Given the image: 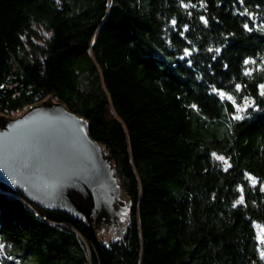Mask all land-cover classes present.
Listing matches in <instances>:
<instances>
[{"label":"trees","instance_id":"obj_1","mask_svg":"<svg viewBox=\"0 0 264 264\" xmlns=\"http://www.w3.org/2000/svg\"><path fill=\"white\" fill-rule=\"evenodd\" d=\"M261 85L264 0H0V116L85 119L131 209L106 241L0 184V264H264Z\"/></svg>","mask_w":264,"mask_h":264},{"label":"water","instance_id":"obj_2","mask_svg":"<svg viewBox=\"0 0 264 264\" xmlns=\"http://www.w3.org/2000/svg\"><path fill=\"white\" fill-rule=\"evenodd\" d=\"M0 184L92 229L106 224L100 234L107 241L131 216L112 159L91 137L89 123L57 102L0 116Z\"/></svg>","mask_w":264,"mask_h":264},{"label":"snow or ice","instance_id":"obj_3","mask_svg":"<svg viewBox=\"0 0 264 264\" xmlns=\"http://www.w3.org/2000/svg\"><path fill=\"white\" fill-rule=\"evenodd\" d=\"M246 63H247V61H246ZM253 63H254V62H253ZM237 87H239V86H237ZM261 88L264 89V85H261ZM220 95L223 97L225 94H224V93H220ZM261 95H264V91L261 92ZM228 99L231 100L232 97L229 96ZM238 110H239V111H243L244 109H243V108H239V106H238ZM235 119L240 120V119H243V117L237 115V116L235 117ZM213 155L216 156L215 153H213ZM216 158H217L218 160L225 161V158H224L223 156H216ZM225 163L227 164V161H225ZM227 167H231V165H227ZM227 167L225 168V170H227ZM249 179L251 180V182H252L254 185L257 183V180H256L255 177L249 176ZM241 191H242V190H241ZM243 202H244V197H243V195H241L240 200L237 201V203L239 204V203H243ZM0 248H3V245H2V244H0ZM262 255H264V253H262Z\"/></svg>","mask_w":264,"mask_h":264},{"label":"rangeland","instance_id":"obj_4","mask_svg":"<svg viewBox=\"0 0 264 264\" xmlns=\"http://www.w3.org/2000/svg\"><path fill=\"white\" fill-rule=\"evenodd\" d=\"M24 112H25V110H24V111H21V112H19V113H15V114H13L12 116H8V117H11V118L18 117V116L23 115ZM130 213H131V211H130ZM102 239H103V238H102ZM104 240H105V238H104ZM106 241H107V239H106Z\"/></svg>","mask_w":264,"mask_h":264}]
</instances>
